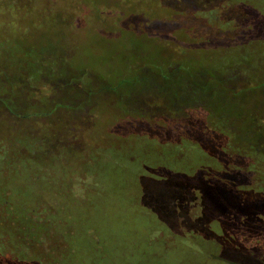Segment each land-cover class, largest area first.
I'll return each mask as SVG.
<instances>
[{"label": "rangeland", "instance_id": "1", "mask_svg": "<svg viewBox=\"0 0 264 264\" xmlns=\"http://www.w3.org/2000/svg\"><path fill=\"white\" fill-rule=\"evenodd\" d=\"M18 2L13 6L4 0L0 6V85L8 90L2 86L6 100L0 105V139L10 152L27 151L30 172L21 174L22 183L35 200L56 208L54 219H72L79 237L86 228L100 245L99 233L106 235L109 222L119 220L112 217V203L128 201L126 188L112 197L109 185H97L95 171L106 167L109 180L110 163L124 168L123 173V165L138 156L169 162L173 153H167L166 143L212 142L191 135L187 124L167 127L152 116L197 104L221 114L232 110L242 117L234 127L243 131L250 126L252 139L264 144V38L251 43L236 31L237 22L223 23L203 12H228L226 0ZM257 26L264 30V20ZM39 60L51 65L42 82L36 72ZM25 73L40 93L24 85ZM41 87L52 94L43 95ZM199 114L190 110L185 118L194 121ZM206 119L201 116V125L209 132ZM257 128L261 136L255 134ZM212 136L219 139L214 132ZM6 153L1 146L0 159ZM174 166L167 164L166 170ZM84 172L87 182L81 175L79 182H94V190L77 184L76 176ZM31 173L38 182L31 181ZM129 180L135 183L132 176ZM141 180L142 204L156 208L160 200L175 199L158 198L159 185L148 177ZM166 186L173 189L174 182L168 180ZM135 189L133 184L130 190ZM105 240L107 251L112 242ZM246 262L260 264L258 256Z\"/></svg>", "mask_w": 264, "mask_h": 264}, {"label": "trees", "instance_id": "2", "mask_svg": "<svg viewBox=\"0 0 264 264\" xmlns=\"http://www.w3.org/2000/svg\"><path fill=\"white\" fill-rule=\"evenodd\" d=\"M9 1L13 6L19 3ZM3 2L0 0V6ZM226 3L229 9L223 14L214 8H205L203 12L211 19L221 18L223 23L237 22L236 31L251 43L260 35L264 38V30L257 26L264 20V0H226ZM39 63L37 73L43 71ZM22 78L24 83V74ZM39 78L44 81L43 76ZM2 86L0 105L6 100ZM188 110L200 114L194 121L186 119L184 127L194 137L204 135L212 142L188 139L169 142L165 144L169 148L167 153H173L169 162L160 156H138L136 161L133 159L135 162L123 165L126 168L123 173L124 168L110 163L109 180L106 167L92 175L101 188L103 183L109 185L112 197H120L125 188L129 192L126 205L119 201L112 203V217L119 220L109 222L103 232L106 235L99 233L103 239L100 245L86 228L79 237L72 219H54L53 205L35 200L21 180L22 173L30 172L27 151L21 148L10 152V145L0 139V148L7 150L0 159V264H244L257 256L259 263L264 264V144L252 139L250 126L243 131L234 127V121L242 117L232 110L221 114L202 104ZM203 115L209 132L202 129ZM257 132L263 134L261 128ZM48 150L52 162L54 151L50 147ZM170 163L175 166L167 171ZM124 173L130 174L135 183L128 181L130 176ZM49 174L53 177L51 171ZM80 175L87 182L84 172L76 176L77 184ZM147 177L159 185L158 198L173 195L175 199L167 203L160 200L156 208L142 204L141 178ZM168 180L174 182L173 189L166 186ZM31 181L39 179L32 175ZM86 182L84 186L79 182L85 190L96 188L91 187L96 185L94 182L93 185ZM133 184L137 189L134 193L130 190ZM62 229L63 233L57 234ZM107 238L112 243L105 251Z\"/></svg>", "mask_w": 264, "mask_h": 264}, {"label": "flooded vegetation", "instance_id": "3", "mask_svg": "<svg viewBox=\"0 0 264 264\" xmlns=\"http://www.w3.org/2000/svg\"><path fill=\"white\" fill-rule=\"evenodd\" d=\"M39 67L43 68L42 72L40 71L39 73H37L41 77L42 75H44V71L45 70L51 68V65L48 64L45 60H41L40 63H39ZM24 78H25L24 85L27 88L32 89V91L35 90L36 93H37L38 90H39L38 89L39 87L37 88V86L34 85V83H33L34 79H32L30 74L29 73L28 74L25 73L24 74ZM82 83H84V82H82ZM40 89L44 90L43 95H45V96L46 95L49 96V95L52 94L51 92L47 93V91H45L44 87H41ZM38 93H40V92H38ZM30 97H32V96H30ZM35 102H36V100H35ZM179 112H182V114L179 113ZM187 113H189L188 107L187 108H182L181 110H179V109L173 110L172 113H170V112H162V114H159L157 116H152V118L156 117V119H160L167 127H169V126H172L174 124H178V125L183 124L185 122V120L187 119V118H185Z\"/></svg>", "mask_w": 264, "mask_h": 264}]
</instances>
